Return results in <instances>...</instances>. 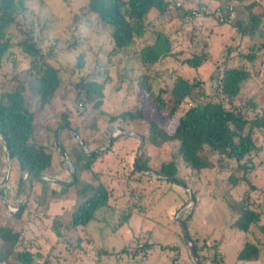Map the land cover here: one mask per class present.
<instances>
[{"label": "rangeland", "instance_id": "374dc122", "mask_svg": "<svg viewBox=\"0 0 264 264\" xmlns=\"http://www.w3.org/2000/svg\"><path fill=\"white\" fill-rule=\"evenodd\" d=\"M173 1L192 9L206 4L209 10L200 17H184L172 9L166 19H160L153 11L147 19L146 35L137 39L133 48L114 53L113 29L89 11V0H25L27 10L18 17L7 35L12 47L5 54L0 68V96L19 86L24 87L28 108L37 120L31 143L45 147L53 155L46 176L72 182L68 161L58 145L56 134L59 133L72 163L82 144L64 126L76 129L91 150L106 146L113 134L118 136L121 132H115L116 128L146 139L151 136V125L173 133L179 114L170 116L169 108L161 110L154 106L148 92L156 96L163 89L162 96L170 104V89L177 75L201 80L210 97L208 100L219 101L216 86L225 62L227 66L244 63L252 71L253 78L236 104L243 106L248 119L264 115V51L254 63L240 58L239 48L246 46L248 40L241 41L232 23L226 24L221 17H213L220 4L218 1ZM256 13H264V0ZM234 16L238 13L235 12ZM156 30L170 36L174 55L156 65L143 66L139 50L154 41ZM27 32L39 42L45 60L60 71L62 78L55 98L44 106L37 95L38 80L31 71L32 59L20 47ZM204 51L211 58L200 69L183 64L185 59ZM242 51L248 52L246 48ZM144 76H150L146 80L149 91ZM89 80L104 85V97L92 93L91 100L78 101L79 93L84 92L82 85ZM205 100L192 99L184 108ZM248 102L256 106L252 107ZM128 112L137 116H124ZM65 116L69 125L63 124ZM249 130L250 126H247L245 133ZM253 137L261 150L246 159L256 166L249 172V183L242 182L233 187L229 176L236 164L228 161L227 165L223 162L217 165L219 157L208 149L206 152L212 156L213 169L193 175L183 166L186 181L193 183V194L198 200L196 209V201L191 203L188 190L157 180L162 178L134 171L141 141L136 137L115 142L110 153H103L95 159L91 171H79L77 185L72 186L29 178L13 161L10 180L4 184L8 165L4 148L0 146V189L5 194L4 202L0 192V227L9 226L20 234L17 251H29L34 257L32 264H170L171 258L162 247L176 243L180 245L181 263L193 264L183 242L182 226L176 219L177 213L181 212V218L193 209L191 231L200 240L209 236L208 244L219 242L224 264H236L239 252L250 237L232 225L234 216L225 195L230 193L235 199L262 212L264 223V133L256 131ZM145 144L142 158L150 159L149 166L154 171H159L163 163L171 160L179 146L176 142H161L157 146L148 140ZM23 177L26 179L19 192ZM88 180L101 181L108 187L110 205L98 213L97 221L79 228L76 233L69 234L62 228L58 231L55 225L68 224L82 203L77 190ZM188 199L190 202L182 205ZM20 201L23 206L18 211ZM129 213H132L130 220L124 222V216ZM145 243L157 245L150 258H132L135 250L144 254L141 249ZM124 250L131 255H126ZM1 264L18 262L10 257ZM252 264H264V253L261 262Z\"/></svg>", "mask_w": 264, "mask_h": 264}, {"label": "trees", "instance_id": "16d2710c", "mask_svg": "<svg viewBox=\"0 0 264 264\" xmlns=\"http://www.w3.org/2000/svg\"><path fill=\"white\" fill-rule=\"evenodd\" d=\"M209 1L220 3L215 8L213 17H222V22L226 24L232 23L233 27L239 32L241 41L248 40L246 46L239 48L241 51H239V55L243 61L254 63L259 58V54L264 51V13H256L257 7H261L263 1L250 5H238L233 10L229 8L233 0ZM174 4L176 2L173 0H89L88 7L92 14H96L103 23L112 27L113 51L114 53H120L133 48L137 43V39L146 35L148 30L147 19L153 11L158 14L160 19L170 17L172 9H176L184 17H195L193 14L195 9L186 8L181 3L175 6ZM200 5V8H196V10L202 15L207 14L206 11L209 10L207 5ZM26 10L25 0H0V68L5 54L12 47L7 36L8 32L15 25L18 17ZM235 12L238 13V16H234ZM28 33L30 34V32H27V37L20 42V47L32 59L31 71L38 80L37 95L40 97L41 105L44 106L55 98L57 91L61 88L62 78L60 71L45 60L39 42ZM154 34V41L139 50L143 66L156 65L174 55L173 42L170 36L161 30H156ZM245 48L248 52L242 51ZM229 52L227 55H230ZM210 58V54L204 51L185 59L183 64L197 70L209 62ZM225 64L216 86L219 101L208 100L210 97L204 90L201 80H191L181 75H177L173 80L170 89L172 98L170 104L162 96L163 89L156 96L148 92L154 106L161 110L169 108L170 116L179 114V120L173 133H167L165 130L159 129L157 125H151L149 127L151 136L148 139L144 137L145 143L148 140L149 143L157 146L161 145V142H176L179 145L172 159L163 163L159 171H155L157 174L180 181L191 187L193 183L190 184L186 181L183 166L193 175H199L203 171L215 167L210 154L214 153L219 157L217 165H221L222 162L227 165L228 161L236 164L229 176V181L233 187H237L242 182L249 183V172L256 166L250 163V160L246 161V159L251 154L258 153L261 150L253 136L256 131L264 133V115L255 119H248L243 106L236 104L237 98L244 93V89L253 78L252 71L244 63L230 66ZM144 79L149 91L150 86L146 80H149L150 76H144ZM82 87L84 92L83 94L79 93L78 101L91 100L92 93L98 94L101 98L104 97V85L95 80L86 81ZM24 91V87L19 86L15 90L3 93L0 96V134L6 136L11 161L18 164L21 172L45 175L51 167L53 155L45 147L31 143L37 120L34 113L28 108ZM196 98H206V100L204 102H194L188 108H184L188 101ZM248 104L252 107L256 106L252 102H248ZM124 116L136 117L137 114L128 112ZM63 124L69 125L66 116ZM247 126H250V130L245 133ZM129 137L131 136L120 133L103 153H110L115 142L121 138ZM141 143L140 141V147ZM86 145L88 146L87 143ZM0 146L4 148L6 153L1 137ZM207 149L210 153L206 152ZM103 153L90 156L82 152V149L76 152L73 162L76 175L81 169L91 171L95 159ZM149 160V158H142L139 167L151 169ZM134 171L142 174L136 167V163ZM95 175L97 178V174ZM157 180L171 182L184 188L172 180ZM77 196L83 200L82 203L74 211L68 224H65V226L55 225L58 231L62 228L69 234L76 233L79 228H85L92 222L97 221L98 213L110 205V192L108 187L101 181L88 180L77 190ZM225 197L234 216L232 225L247 237H250V240L244 244L239 252L236 264L238 262L243 264L261 262L264 253L262 212L251 208L242 200L235 199L230 193ZM195 201L194 207L196 209L198 205L196 195ZM188 202H190L189 199L182 202V205L185 206ZM194 213L192 209L188 215L183 214L181 220L185 222L191 234L201 264H224L221 252L222 245L220 246L219 242L216 241H214V244H208L207 239L210 238L209 236L204 237L201 241L200 237L191 231L190 227ZM131 215L132 213L126 214L124 222L129 221ZM58 234L61 233L58 232ZM19 239L20 234L14 232L11 227H0V244L3 245L0 248V264L9 261L10 257H13L18 264H32L34 257L29 251H17ZM183 242L188 249V255L192 263L197 264L184 231ZM156 248V244L145 243L141 249L144 252L143 255L140 254V250H135L132 255L127 250L123 252L126 255H131L134 259L148 260ZM162 251H166V254L171 258L170 264H182V255L178 243L165 245L162 247Z\"/></svg>", "mask_w": 264, "mask_h": 264}, {"label": "water", "instance_id": "95a60500", "mask_svg": "<svg viewBox=\"0 0 264 264\" xmlns=\"http://www.w3.org/2000/svg\"><path fill=\"white\" fill-rule=\"evenodd\" d=\"M64 129H67L69 130L70 132H72L73 134H75V136L80 140L81 144H82V149L83 151L92 156V155H96V154H101L103 153L106 149H108L111 145V143L113 142L114 138L116 137V134H113L108 142V144L106 146H104L103 148H100V149H96V150H91L87 147L86 143L84 141H82V139L79 137L78 135V131L76 129H73L69 126H64ZM119 131L121 133H125L129 136H132V137H136V138H139L141 140V147H140V155H139V158L136 162V167L143 173L145 174H148V175H151V176H155L157 178H162V179H165V180H172V179H169L168 177H165V176H161L159 174H157L155 171L149 169V168H140L139 167V164H140V161L142 159V154H143V151H144V147H145V138L144 136L142 135H139V134H136V133H130V132H126L124 131L123 129L121 128H116L115 129V132L116 131ZM0 137L3 139V143H4V146H5V150H6V154H7V165H8V173H7V177H6V180H5V183L4 184H7L10 180V172H11V157H10V149H9V144H8V140L6 138V136L4 135H1L0 134ZM56 140L58 142V145L59 147L62 149V152H64L66 158H67V161H68V165H69V168H70V171H71V177H72V182L70 183H67V182H64V181H61V180H57V179H54V178H51V177H48L46 175H43V174H31V173H26V176L27 177H33V178H36V179H41V180H45V181H49V182H53V183H57V184H60V185H63V186H72V185H75L76 182H77V175H76V168L75 166L73 165L69 155L67 154V152L65 151L64 147H63V144L61 143V140L59 138V133L56 134ZM25 177L22 178L21 182H20V187H19V192L21 191L22 187H23V184H24V181H25ZM178 184H180L181 186H183L186 190H188L190 193H191V203L195 202V196L193 194V189L192 187L190 186H186L185 184H183L182 182L180 181H177V180H172ZM0 192H1V196H2V199L3 201L5 202V194L1 191L0 189ZM6 204V207H7V210L9 211V206L7 203ZM20 204V208L18 211H20V209L22 208L23 206V203L20 201L19 202ZM187 209V207L184 208V210ZM13 215H16V213H14ZM180 215H181V212L177 213L176 215V219L180 222L181 226H182V229L185 233V236H186V239H187V242L191 248V251L195 257V260H196V263L197 264H201L200 260H199V257L195 251V248H194V245H193V241H192V237H191V234L189 233V230L185 224V222L183 220H181L180 218Z\"/></svg>", "mask_w": 264, "mask_h": 264}, {"label": "built area", "instance_id": "2783aa9c", "mask_svg": "<svg viewBox=\"0 0 264 264\" xmlns=\"http://www.w3.org/2000/svg\"><path fill=\"white\" fill-rule=\"evenodd\" d=\"M263 0H233V3L229 6L230 10H233L236 6L238 5H250L252 3L255 2H260ZM180 5V4H178ZM195 17H200L202 14L195 9V11L193 12ZM221 21H223V18L221 17Z\"/></svg>", "mask_w": 264, "mask_h": 264}, {"label": "crops", "instance_id": "0c3cea01", "mask_svg": "<svg viewBox=\"0 0 264 264\" xmlns=\"http://www.w3.org/2000/svg\"><path fill=\"white\" fill-rule=\"evenodd\" d=\"M179 4V3H178ZM237 264H243L242 262H238Z\"/></svg>", "mask_w": 264, "mask_h": 264}]
</instances>
